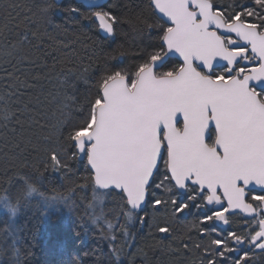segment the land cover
<instances>
[{"label": "snow or ice", "instance_id": "snow-or-ice-1", "mask_svg": "<svg viewBox=\"0 0 264 264\" xmlns=\"http://www.w3.org/2000/svg\"><path fill=\"white\" fill-rule=\"evenodd\" d=\"M124 7L77 0L63 10L105 41L128 23L147 41L135 62L53 79L44 37L70 47L47 31L68 30L54 19L62 5L0 0V264H31L21 222L53 211L75 215L77 239L96 230L107 240L109 264H125L146 224L157 248L180 251L164 245L171 237L198 264H264V0H148L150 16ZM42 76L54 91L44 94ZM29 149L40 153L33 164ZM193 208L198 238H177L170 223Z\"/></svg>", "mask_w": 264, "mask_h": 264}, {"label": "trees", "instance_id": "trees-1", "mask_svg": "<svg viewBox=\"0 0 264 264\" xmlns=\"http://www.w3.org/2000/svg\"><path fill=\"white\" fill-rule=\"evenodd\" d=\"M12 2H17V0H12ZM19 2H23V0H19ZM36 2H39V0H36ZM109 2H115V0H109ZM118 2L126 6L121 10L122 15L135 16L140 12H143L145 16L151 15V10L147 7L148 0H118ZM229 2L230 0H216L217 4ZM76 3L75 0H61L59 4L62 5V8L56 11L54 17L56 23L66 24L67 31L47 29L56 39L69 42L70 47L57 50L53 41H49L47 36L44 37L46 51L50 53L47 57L49 68L53 63L52 56L57 59L55 71L52 73L53 79H55L61 68L74 67L82 69L87 67L92 72L104 64L125 66L134 63L135 53L144 47L147 41H142L128 23L118 25L116 36L105 41L90 22L85 21L79 25L74 24L69 14L63 10ZM77 19L79 18L77 17ZM41 31H45L43 26ZM154 35L155 32H153ZM33 43H36V41H33ZM121 49L126 50L127 55L124 56L122 61L113 59V57H119ZM41 59L43 62V57ZM23 78L24 74L21 73V79ZM40 83L44 88V94L55 90L43 76ZM2 87L0 85V88ZM80 91L82 94L88 92L94 94L95 88L81 84ZM34 92L39 94L40 88L37 87ZM41 99H44L43 95H41ZM46 108L47 105H45ZM9 155L12 154L9 153ZM25 155L29 164L35 163L40 157V153L32 152L31 149ZM13 163L20 167L23 158L18 157ZM6 166L3 155L0 154V179L4 178L3 170ZM81 172H83L82 168ZM198 220L199 215L196 209L193 208L190 212L184 213L170 223L173 230L172 234L177 238L187 239L190 236L193 240L197 239L199 234L191 225L196 224ZM233 221L235 227L238 221L235 217H233ZM21 223L24 226L22 236L25 244L34 245L32 247L34 255L31 264H65L72 257H78L80 264H109L108 241L102 239L96 230L88 233L86 242L76 238L75 233H82L83 228L80 227L75 215L69 216L67 213L60 214L53 211L49 213L46 221L41 222L38 213L29 212ZM134 231H136L135 240L131 247L126 249L128 255L125 264H128L129 259L133 260V264H198L200 253L195 250L185 253L182 246L172 241L171 237L163 241L164 245L171 243L172 248L181 247L180 251H161L157 248L156 242L160 237L158 234H156L155 239L149 236L147 224L142 230ZM138 249H143V251L138 252ZM257 264H261V262L257 261Z\"/></svg>", "mask_w": 264, "mask_h": 264}, {"label": "bare ground", "instance_id": "bare-ground-1", "mask_svg": "<svg viewBox=\"0 0 264 264\" xmlns=\"http://www.w3.org/2000/svg\"><path fill=\"white\" fill-rule=\"evenodd\" d=\"M77 2V0H75ZM60 2V1H59ZM102 35V34H101Z\"/></svg>", "mask_w": 264, "mask_h": 264}, {"label": "water", "instance_id": "water-1", "mask_svg": "<svg viewBox=\"0 0 264 264\" xmlns=\"http://www.w3.org/2000/svg\"><path fill=\"white\" fill-rule=\"evenodd\" d=\"M61 1V0H58V2Z\"/></svg>", "mask_w": 264, "mask_h": 264}]
</instances>
